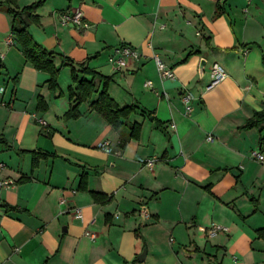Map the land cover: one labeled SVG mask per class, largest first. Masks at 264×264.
I'll return each mask as SVG.
<instances>
[{
    "label": "crops",
    "instance_id": "obj_1",
    "mask_svg": "<svg viewBox=\"0 0 264 264\" xmlns=\"http://www.w3.org/2000/svg\"><path fill=\"white\" fill-rule=\"evenodd\" d=\"M72 11L90 26L64 24ZM36 13L30 32L61 67L56 90L7 42L13 18L0 8V177L17 180L0 189V264H264V160L253 156L264 154V123L244 127L264 109V0H46ZM123 43L141 57L116 70L109 57ZM154 55L175 79L160 77ZM214 62L227 76L209 88ZM82 64L112 77L119 105L138 106L121 128L92 108L97 94L68 116ZM213 222L229 231L206 238Z\"/></svg>",
    "mask_w": 264,
    "mask_h": 264
},
{
    "label": "trees",
    "instance_id": "obj_2",
    "mask_svg": "<svg viewBox=\"0 0 264 264\" xmlns=\"http://www.w3.org/2000/svg\"><path fill=\"white\" fill-rule=\"evenodd\" d=\"M46 0H38L30 5L20 8L18 0H3L0 1V8L3 6L6 8L8 14L13 18L12 21V34L17 39L21 46V51L28 63L39 71H44L50 74L48 85L51 90L58 88V79L60 76L61 67L55 63L57 54L53 51H49L46 47L38 43L30 32V25L32 23L39 22V15L36 13ZM62 58V65H68L71 62L70 59L60 55ZM92 76V79L81 78L79 74ZM72 80L76 87H69V98L72 101V106L68 112V116L76 118L79 116L80 105L92 99L95 94L97 98L92 102L91 106L98 113L102 114L110 125L119 129L124 124V119L128 118L133 112H136L138 106L135 104L121 106L117 103L109 94V85L112 81V77H107L99 74L98 72L81 65L80 69L72 66ZM102 83L101 90L97 81ZM38 109L46 110L47 104L42 96L38 97ZM264 123V109L255 114V116L247 122L244 126L246 128H252L255 126H261ZM141 129L140 123H135L131 126V137H139ZM0 144H7L4 137L0 136ZM125 141L121 142L123 147ZM34 153V160L37 162L39 155ZM81 188H86V176H82ZM96 199L99 198L97 193H93ZM8 209H14L7 207ZM260 237L264 238V228L258 230Z\"/></svg>",
    "mask_w": 264,
    "mask_h": 264
},
{
    "label": "built area",
    "instance_id": "obj_3",
    "mask_svg": "<svg viewBox=\"0 0 264 264\" xmlns=\"http://www.w3.org/2000/svg\"><path fill=\"white\" fill-rule=\"evenodd\" d=\"M62 22L64 24H72L75 27L80 28V29H86L90 26V24L86 20L82 11H72V12L64 13L62 15ZM7 42L9 44L14 43L13 34L10 35ZM140 57H141V53L138 51L136 47L130 44L123 43L114 49L113 53L109 57V62L116 70H121L122 68L128 66L130 59H139ZM154 59L157 64L159 75L162 79L167 80V79L176 78L174 69L168 66L158 55H154ZM210 73L212 76V80L209 85V88L216 85L217 83H219L221 80H223L227 76L226 70L218 62H214L212 64ZM147 85L152 86V81H148ZM4 90H5L4 87H0V93H2ZM191 98L192 97L190 95H187L184 97V102L187 105L188 111H191L192 109V107L190 106ZM0 104H5V103L3 101H0ZM212 139H213V136L209 135L208 140H212ZM98 147L101 149H104L107 152H112L114 150V147L110 140H103L99 142ZM253 156L256 157L259 161L264 160V154L258 151H254ZM155 161H156L155 158L149 159L147 161V165L152 167ZM4 166H5L4 163L0 161V169H3ZM16 184H17V180L14 178H11V177L1 178L0 177V189L12 188V187H15ZM65 202L66 200L63 199L62 203H65ZM72 211L77 218H81L83 216L82 210L80 208H75ZM141 215L144 218H149L151 216L147 208H143L141 210ZM228 231H229V228L226 225L213 222L209 227L203 229V235L206 238H212L219 234L227 233ZM89 235L91 238H94V234H89ZM171 241H173V239Z\"/></svg>",
    "mask_w": 264,
    "mask_h": 264
},
{
    "label": "water",
    "instance_id": "obj_4",
    "mask_svg": "<svg viewBox=\"0 0 264 264\" xmlns=\"http://www.w3.org/2000/svg\"><path fill=\"white\" fill-rule=\"evenodd\" d=\"M205 64H206V60L203 59L202 62H201V64H200V73H201V74H203V72H204ZM146 254H147V251H146V249H145V250L143 251V253H142L141 255H139V259H140L141 261H143V260L145 259V257H146Z\"/></svg>",
    "mask_w": 264,
    "mask_h": 264
},
{
    "label": "rangeland",
    "instance_id": "obj_5",
    "mask_svg": "<svg viewBox=\"0 0 264 264\" xmlns=\"http://www.w3.org/2000/svg\"><path fill=\"white\" fill-rule=\"evenodd\" d=\"M6 75H4V77H0V84H3V86L5 87L6 86V81L4 80V78L6 79ZM0 87H2V85H0Z\"/></svg>",
    "mask_w": 264,
    "mask_h": 264
}]
</instances>
